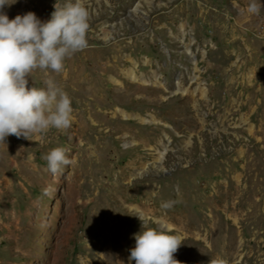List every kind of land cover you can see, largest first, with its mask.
Masks as SVG:
<instances>
[{"label":"rangeland","instance_id":"obj_1","mask_svg":"<svg viewBox=\"0 0 264 264\" xmlns=\"http://www.w3.org/2000/svg\"><path fill=\"white\" fill-rule=\"evenodd\" d=\"M63 2L3 11L46 21ZM250 3L85 0L89 46L29 77L67 92L71 127L0 143V264H135L138 215L182 238L181 264H264V0ZM56 147L72 164L53 175Z\"/></svg>","mask_w":264,"mask_h":264},{"label":"clouds","instance_id":"obj_2","mask_svg":"<svg viewBox=\"0 0 264 264\" xmlns=\"http://www.w3.org/2000/svg\"><path fill=\"white\" fill-rule=\"evenodd\" d=\"M15 2L0 0V143L8 136L32 140V136L50 129L71 127L74 109L67 92L53 79L46 80L44 88L29 87V77L37 69L61 73L67 59L89 46L91 12L85 0L55 4L46 21L31 11L9 19L3 9ZM247 11L259 14L260 5L251 0ZM44 159L53 175L72 164L63 147L52 149ZM171 206V202L161 203L164 209ZM138 216L143 231L134 236L130 261L181 264L174 254L182 238L159 227H148L147 218Z\"/></svg>","mask_w":264,"mask_h":264},{"label":"bare ground","instance_id":"obj_3","mask_svg":"<svg viewBox=\"0 0 264 264\" xmlns=\"http://www.w3.org/2000/svg\"><path fill=\"white\" fill-rule=\"evenodd\" d=\"M128 76H129L132 80H140L141 82L144 81V79L142 78V76H140V77L135 76V74H134V72H133L132 69H129V71H128Z\"/></svg>","mask_w":264,"mask_h":264}]
</instances>
